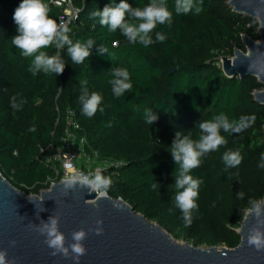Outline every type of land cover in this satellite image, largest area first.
Masks as SVG:
<instances>
[{
	"label": "trees",
	"instance_id": "obj_1",
	"mask_svg": "<svg viewBox=\"0 0 264 264\" xmlns=\"http://www.w3.org/2000/svg\"><path fill=\"white\" fill-rule=\"evenodd\" d=\"M80 12L79 22L68 27L76 42L94 41L91 55L74 64L63 48L49 46V55H59L65 71L56 76L29 71L31 57L21 55L11 43L17 34L12 17L21 0H0V173L13 187L27 196H41L53 184L60 164L54 161L63 146L66 115L73 111L88 141V151L101 159L123 163L106 170L112 183L105 191L112 199H122L137 213L159 224L176 240L195 247L240 245L241 229L251 205L264 200V105L255 94L264 91L257 77L228 78L220 59L234 58L236 50L247 53L243 36L261 40L257 20L238 14L231 0H195L200 13H175V0H167L172 23L158 25L166 39L148 47L131 44L119 30L110 32L90 13L113 0H72ZM49 15L58 24L60 10L44 0ZM121 0H115L119 4ZM143 7L150 0H127ZM126 68L132 88L120 97L112 93L110 81L115 68ZM171 73V71L176 70ZM86 82V83H85ZM85 90L102 96L104 111L92 117L82 112L80 97ZM18 106H12V98ZM146 109L158 119L146 123ZM224 113L229 119L255 115V123L239 134L228 135L227 143L202 158L192 170L203 181L199 188L198 209L193 210L190 226L174 205L178 164L168 149L176 133L198 138V124ZM238 151L241 164L228 168L222 156ZM158 185V186H155ZM244 193L238 199V193Z\"/></svg>",
	"mask_w": 264,
	"mask_h": 264
},
{
	"label": "water",
	"instance_id": "obj_2",
	"mask_svg": "<svg viewBox=\"0 0 264 264\" xmlns=\"http://www.w3.org/2000/svg\"><path fill=\"white\" fill-rule=\"evenodd\" d=\"M234 12L260 24L261 41L243 36L247 53L236 50L234 58H223L228 78L257 77L264 85V0H231ZM177 71H171V73ZM264 105V91L255 94ZM54 184L41 196L29 197L0 173V252L4 264H264V203L259 214L249 211L238 231L235 249L179 245L168 231L122 199H112L86 184L68 181ZM51 219L65 237L68 256L53 255L40 228ZM100 234H97V231ZM84 231L85 254L75 259L72 234ZM261 233L258 248L249 239ZM181 242V241H180Z\"/></svg>",
	"mask_w": 264,
	"mask_h": 264
},
{
	"label": "clouds",
	"instance_id": "obj_3",
	"mask_svg": "<svg viewBox=\"0 0 264 264\" xmlns=\"http://www.w3.org/2000/svg\"><path fill=\"white\" fill-rule=\"evenodd\" d=\"M193 8H195L196 14L200 13L201 8L196 5L195 0H175L176 14H188L193 12ZM172 16L167 0H150L143 7H133L127 0H121L119 4H115V0H113V6H105L102 10L98 9L90 13L91 18H99V24L107 26L110 32L119 30L129 43H139L144 47L156 42H164L166 37L161 32H155V39H153L152 33L158 25H170ZM12 19L17 26V34L11 38V43L20 50L21 55L32 58L29 71L33 75L42 71L45 74L58 76L65 71V62L58 54L49 55L42 50L49 46L63 48L68 45V55L74 64L83 63L91 55L90 48L94 41L88 39L86 42L79 40L73 42L68 35L69 29L63 23L57 24L56 19L49 15V9L44 0H21L14 10ZM112 75L115 77L110 81L114 96L120 97L132 88L130 75L126 68H115ZM102 99L100 94L89 93L85 90L84 95L80 97L83 114L92 117L97 110L103 112ZM14 100L13 97L12 106L17 108ZM146 112V123L151 125L158 117L152 114L151 109H146ZM255 120V115H242L239 119H229L226 114L220 113L212 119L203 120L198 124V138L194 139L191 132L188 135L176 133V138L168 151L179 166L174 186V205L182 213L186 227L191 225L193 210L198 209L199 188L203 183L201 179L194 178L191 174L192 170L200 167L202 158L206 154L217 151L221 146L226 145L227 140L222 133L239 134L250 128ZM222 160L228 168H235L241 164L242 156L238 151L229 150L223 154ZM260 160H264V153L260 155ZM259 167L264 168V165H259ZM89 176L93 178L89 179ZM76 181L90 186L101 194L112 183L111 179L102 176L99 170L86 176L72 177L68 181V186ZM237 198L243 199L244 193H238ZM262 203L264 200H249L250 211L259 214ZM39 230L46 237L45 242L48 247L54 250L53 255L68 256L65 237L58 230L56 219H51ZM100 231L98 230L97 234H100ZM85 238L84 231L72 234L74 243L70 247L72 253L75 254L74 258L77 260L85 254V248L81 243ZM249 243L259 248L262 243L261 233L256 232L252 235ZM4 261L5 253L0 252V264H4Z\"/></svg>",
	"mask_w": 264,
	"mask_h": 264
},
{
	"label": "built area",
	"instance_id": "obj_4",
	"mask_svg": "<svg viewBox=\"0 0 264 264\" xmlns=\"http://www.w3.org/2000/svg\"><path fill=\"white\" fill-rule=\"evenodd\" d=\"M50 4L60 10L58 24L63 23L68 28L79 22L81 11L73 5L72 0H51ZM53 158L60 164L57 175L61 176V182L75 176H86L97 170L103 176L106 170L124 166L123 163L111 159H101L99 154L88 151V141L81 134V125L73 111H68L66 115L63 146L56 150ZM92 178L89 176V179Z\"/></svg>",
	"mask_w": 264,
	"mask_h": 264
},
{
	"label": "rangeland",
	"instance_id": "obj_5",
	"mask_svg": "<svg viewBox=\"0 0 264 264\" xmlns=\"http://www.w3.org/2000/svg\"><path fill=\"white\" fill-rule=\"evenodd\" d=\"M261 41V40H260ZM260 41H257V42H260ZM219 65L221 66V67H223V61H222V59H220V62H219ZM105 192V191H104ZM29 197H34V196H29ZM179 243H188V242H186V241H179ZM189 245H192V244H190V243H188ZM200 248H202V249H208L207 247H205V246H203V247H200ZM218 248H224V247H218Z\"/></svg>",
	"mask_w": 264,
	"mask_h": 264
},
{
	"label": "bare ground",
	"instance_id": "obj_6",
	"mask_svg": "<svg viewBox=\"0 0 264 264\" xmlns=\"http://www.w3.org/2000/svg\"><path fill=\"white\" fill-rule=\"evenodd\" d=\"M177 243H178L179 245H187V244H185V243H179V241H177Z\"/></svg>",
	"mask_w": 264,
	"mask_h": 264
}]
</instances>
